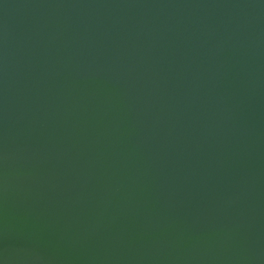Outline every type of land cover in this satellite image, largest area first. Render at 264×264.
<instances>
[{"label":"water","instance_id":"95a60500","mask_svg":"<svg viewBox=\"0 0 264 264\" xmlns=\"http://www.w3.org/2000/svg\"><path fill=\"white\" fill-rule=\"evenodd\" d=\"M0 264H264V0H0Z\"/></svg>","mask_w":264,"mask_h":264}]
</instances>
